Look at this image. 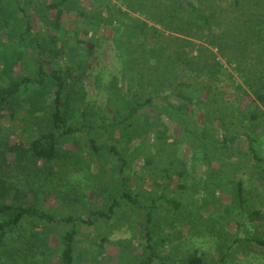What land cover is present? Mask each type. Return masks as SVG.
I'll list each match as a JSON object with an SVG mask.
<instances>
[{"label":"rangeland","instance_id":"obj_1","mask_svg":"<svg viewBox=\"0 0 264 264\" xmlns=\"http://www.w3.org/2000/svg\"><path fill=\"white\" fill-rule=\"evenodd\" d=\"M53 1L4 2L0 82L32 72L34 51L17 42V33L30 19L36 30L63 32L65 49L75 47L81 75L72 83L81 100L73 102L75 107L86 109L93 125L113 122L110 115L118 100L111 107L107 95L112 99L116 89L119 93L135 86L113 44L124 25L113 22L112 32L103 22L83 20L91 17L100 0H68L61 12L46 8ZM108 1L121 5L118 0ZM196 3L210 15L208 22L197 19L194 27L183 28L186 34H173L181 38L183 58L175 73L194 80L189 88L182 87L188 89L190 99L171 93L168 100L174 109L155 99L140 113L139 123L146 126L140 134L135 122L130 128L86 127L61 141L55 159L44 161L25 148L35 130L49 127L48 107L37 109L33 116L28 103L6 111L0 120V178L5 186L0 189V203L34 204L56 221L27 217L0 231V264H60L64 236L71 229L76 232L74 264H145L150 252L144 247L146 226L166 264H182L192 253L201 255L205 264H264V247L254 241L264 239L262 176L251 163L247 136L233 140L234 131L249 117L255 94L264 92V0ZM128 12L131 21L146 20L165 31L143 14ZM102 15L107 16L106 9ZM161 41L169 51L177 47ZM194 87L198 90L190 95ZM205 87L211 92L204 94ZM260 108L264 114V105ZM175 112L190 130L198 135L206 132L201 140L208 141L209 164L202 158L200 141L179 125ZM248 134L264 156V123L250 126ZM92 140L100 146L98 151ZM110 148L123 156L124 167ZM238 181L244 190L241 202ZM123 192L135 195L141 204H153L151 222L142 208L120 196ZM115 199L119 205L110 219L92 215L106 211ZM67 216L91 218L92 224L59 220Z\"/></svg>","mask_w":264,"mask_h":264},{"label":"trees","instance_id":"obj_2","mask_svg":"<svg viewBox=\"0 0 264 264\" xmlns=\"http://www.w3.org/2000/svg\"><path fill=\"white\" fill-rule=\"evenodd\" d=\"M5 1L0 0V18L3 14V4ZM67 1L55 0L45 6L48 9H56L58 12H61ZM118 1L121 3L120 6L108 0H100L92 11L91 17H84L83 19L87 22L94 20L99 23L103 22L108 30L113 27V22L124 25L123 32L119 33L116 39L114 38L113 44L117 50H120V59L124 61L123 64H126L125 68L132 73L131 77L135 80V86L131 88L127 87V90H124V92L120 91L119 93L116 89L112 92V99L107 95V99L111 100L109 102V104L112 103L110 104L112 105L111 107H115V102L118 100L117 107L113 108V114L110 115L113 122L107 124L93 125L92 120L87 117L86 109H79L73 104L74 101L80 100L78 91L72 88V83L76 84V80L81 77L77 72L80 64L76 62V58L73 55L75 47L69 46V48L65 49L64 42H61L63 32L62 34H53L49 30H36L31 24L32 21L28 19L26 20L25 27L17 33L18 43H27L28 46L32 47L34 51V66L32 72L24 74L21 77L10 76L7 82L4 80L0 82V120L5 116L6 111L13 112L16 109L23 108L26 103L30 106L29 109L32 116L37 109L43 111L47 110L46 107H48L49 111H46V117L49 127L46 130H35L36 134L30 138L25 148V151L30 156L44 161L55 159L58 155L61 141L68 135H74L86 127L90 130L95 128L108 130L119 126L130 128L135 122V124L137 123L136 133L140 134V130L146 127L144 124L141 125L139 123L140 115L143 113V110H146L147 107L153 104L155 99L167 101L170 106L171 104L168 99L171 93L175 92L190 99L188 89L183 90L182 87L185 85L189 88L194 83V80L186 81L179 75L177 77L175 73L174 69L180 66L183 58L180 54L181 38L173 34H186L184 31L187 30L183 28L186 26L189 28L194 27L198 23L196 22L197 19L198 21H203L205 24L210 19V15L201 10L196 0ZM122 5L127 10H123ZM103 9H106L107 16L102 15ZM128 11L143 14L147 20L160 25L168 33L165 34V31L160 30L154 25H149L146 20L134 19L135 22L131 21ZM162 39L168 40L173 46L177 45V47H174L175 50H167V47L162 44ZM216 64L218 63L216 62ZM197 70H199L198 67ZM194 90L195 93L190 95H195L198 87H194ZM209 92H211L209 87H205L203 93L208 94ZM127 99L130 101H127ZM49 102L51 103L49 104ZM261 104L264 105V92L255 94L253 108L250 111L249 117L245 124L234 131L233 140L240 139L242 135L247 136V149L251 163L260 168L262 183L264 185V156H261L253 147L251 137L248 134L250 126L257 128L259 123H264V114L260 108ZM171 108L174 109L172 106ZM174 115L178 119L179 125L184 130L195 135V138L200 141L203 147L202 158L205 161L209 159L207 154L210 151L208 141L201 140V136L203 138L206 137V132L202 130L200 135H198L187 127L184 119L177 112ZM91 144L94 150L98 151L100 149V146H97L94 140L91 141ZM109 150L114 153L121 162V166L124 167V159L119 151L114 148H110ZM0 154H2L1 149ZM206 162L209 164L208 161ZM0 189H5L4 180L1 178ZM243 191L242 182L238 181L236 192L239 202L242 201ZM120 196L130 201L135 207L142 208L145 211L147 222H151L153 204H141L136 196L129 192H123ZM118 205L119 202L115 199L106 211H93L92 215L110 219ZM254 213L259 214V211H255ZM27 217H34L49 222L56 221V218L39 210L34 204L24 206L9 202L0 203L1 232L6 228L18 225L23 218ZM59 220L74 224L77 222L86 225L92 224L91 218L79 216H67ZM75 234L74 229L69 230L65 234L60 264L75 263L76 258L73 247ZM142 234L145 240V251L146 249L150 251L148 252L149 257L145 258L144 263H151L158 258L160 260L159 264H166L156 253L155 242L152 243L153 238L148 226L144 227ZM254 241L264 247L263 238L254 239ZM182 264H205V262L201 255L192 253Z\"/></svg>","mask_w":264,"mask_h":264}]
</instances>
